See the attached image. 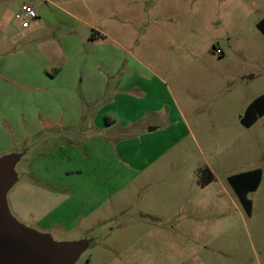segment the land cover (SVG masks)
Masks as SVG:
<instances>
[{
  "label": "rangeland",
  "instance_id": "obj_1",
  "mask_svg": "<svg viewBox=\"0 0 264 264\" xmlns=\"http://www.w3.org/2000/svg\"><path fill=\"white\" fill-rule=\"evenodd\" d=\"M157 1L125 0L126 18H134L137 2L151 17ZM159 1L173 9L169 31L159 36L168 38L167 51L158 47L166 67L154 69L165 83L152 80L153 96L139 98L164 106L139 124L160 127L148 141L120 121L117 134L104 131L112 144L131 146L124 161L112 145L84 144L93 133L67 128L69 120L54 127L42 118L47 110L74 114V94L65 89V102L45 101L40 74L55 69H31L45 61L15 15L26 4L39 16L50 1L0 0V160L18 159L10 212L55 243H86L74 264H264V35L257 27L264 0ZM102 3L118 0H74L95 12ZM39 124L42 131L33 132ZM205 167L216 179L201 187ZM254 169L263 177L248 213L228 179ZM24 185L72 197L74 218L49 217L52 202L26 195Z\"/></svg>",
  "mask_w": 264,
  "mask_h": 264
},
{
  "label": "crops",
  "instance_id": "obj_2",
  "mask_svg": "<svg viewBox=\"0 0 264 264\" xmlns=\"http://www.w3.org/2000/svg\"><path fill=\"white\" fill-rule=\"evenodd\" d=\"M48 1L54 9L50 7L49 11L38 13V19L32 21L29 28H24L21 23L24 30L22 37L27 42L33 41L32 45L36 43L37 52L45 61L41 67L31 69H55L52 73L48 72L49 76L44 72L40 74L39 83H43L42 89L46 90L43 94L47 96L45 101L51 103V100H55L56 105L65 102L66 99L62 97H65L66 89L74 94L70 98L73 100L74 114L65 115L47 110L42 118L54 127L58 126V121L69 120L67 128H80L81 133H93L89 139L94 140L84 144L97 146L100 143L104 145L103 148L112 145L118 153L115 158L119 160L121 157L126 161V155L133 154L130 151L131 146H125L126 140L112 144V140L104 139L102 133L107 131L117 134L122 128L113 126L120 121L123 128L135 129V139L148 141L151 132L159 129L160 126L150 125L155 126L151 128L139 123L149 114L162 110L164 105H159L160 102L150 104L139 96H153L154 90L149 84L152 80L161 85L165 83L156 75L154 69L166 67V62L159 56L158 47L166 46L167 51L168 38L159 36L160 31H169V16H172L173 9L164 1L158 0L147 12L151 17H146L143 5L137 2L130 8L134 16L130 20L126 18L128 5L125 0H118V3L112 5L102 3L97 12L85 5H74V0ZM28 6L34 9L33 6ZM60 78L65 81V85L55 83ZM52 90L59 91L54 96L50 94ZM138 102H149V105H139ZM164 102L167 103L166 100ZM31 130L41 132L42 126L39 124L37 129L32 127ZM125 132L118 134L125 135ZM134 152L137 150L134 149ZM23 188L26 195L35 196L40 201L52 202V210L48 211L49 217L53 213H60L56 221L62 224L64 223L60 219L74 218V206L68 205L72 202V197L62 194L61 190L39 185H24ZM34 212L31 210L30 213ZM40 213L41 211L36 213V216L42 223ZM65 224L73 226V223L68 221Z\"/></svg>",
  "mask_w": 264,
  "mask_h": 264
},
{
  "label": "water",
  "instance_id": "obj_3",
  "mask_svg": "<svg viewBox=\"0 0 264 264\" xmlns=\"http://www.w3.org/2000/svg\"><path fill=\"white\" fill-rule=\"evenodd\" d=\"M17 160H0V264H74L86 243H55L12 216L7 194L17 182Z\"/></svg>",
  "mask_w": 264,
  "mask_h": 264
},
{
  "label": "trees",
  "instance_id": "obj_4",
  "mask_svg": "<svg viewBox=\"0 0 264 264\" xmlns=\"http://www.w3.org/2000/svg\"><path fill=\"white\" fill-rule=\"evenodd\" d=\"M258 29L264 35V19L257 24ZM215 50L218 49L215 47ZM263 173L261 169H254L239 174H235L229 177V184L240 202L245 207L248 213L252 212L253 203L248 198L250 193L258 190ZM215 175L209 167H205L198 173V182L201 187H206L215 181Z\"/></svg>",
  "mask_w": 264,
  "mask_h": 264
},
{
  "label": "built area",
  "instance_id": "obj_5",
  "mask_svg": "<svg viewBox=\"0 0 264 264\" xmlns=\"http://www.w3.org/2000/svg\"><path fill=\"white\" fill-rule=\"evenodd\" d=\"M15 19L22 23L24 28H29L32 21H35L38 19V15H36V12L34 9L28 5H23L19 12L16 13ZM217 53H222L220 50L217 51Z\"/></svg>",
  "mask_w": 264,
  "mask_h": 264
}]
</instances>
